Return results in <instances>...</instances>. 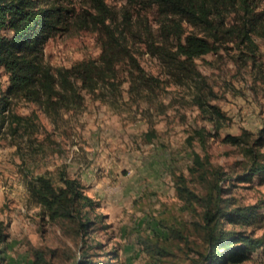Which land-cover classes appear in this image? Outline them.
Here are the masks:
<instances>
[{
    "label": "rangeland",
    "instance_id": "1",
    "mask_svg": "<svg viewBox=\"0 0 264 264\" xmlns=\"http://www.w3.org/2000/svg\"><path fill=\"white\" fill-rule=\"evenodd\" d=\"M69 1L79 10L91 7L90 0ZM106 1L118 14L114 26L124 30L127 0ZM134 11L133 27L142 33L129 35L132 49L147 74L160 79L159 85L129 89V77L122 72L116 96L107 89L105 95L85 93L81 106L62 108L56 121L35 102L13 100L15 112L37 114L39 129L15 133L6 126L0 133V264H34L38 247L55 264H81L83 258L90 264H200L203 204L186 200L177 189L178 175L184 173L193 190L205 192L190 173L193 150L209 153L225 170L221 183L232 206L256 205L252 224L225 222L228 229H245L262 239L247 258L233 264H264V172L250 180L240 177L250 160L240 145L225 139L244 129L253 139L263 134L264 38L254 36V59H246L230 42L219 52L198 57L195 77L178 82L143 41L149 24L153 32L158 29L154 12L144 15L146 25L140 26ZM101 50L97 31L75 26L51 38L44 57L53 65H71L97 58ZM0 73L6 90L9 75L3 68ZM198 94L220 106L225 116L208 117ZM200 127L208 132L205 144L196 134ZM259 151L264 161V139ZM61 172L78 178L94 199L93 208H87L92 221L85 232L49 218L31 192L36 175L59 184ZM174 226L187 238L180 239ZM156 241L167 253L158 252Z\"/></svg>",
    "mask_w": 264,
    "mask_h": 264
},
{
    "label": "trees",
    "instance_id": "2",
    "mask_svg": "<svg viewBox=\"0 0 264 264\" xmlns=\"http://www.w3.org/2000/svg\"><path fill=\"white\" fill-rule=\"evenodd\" d=\"M129 8L122 12L124 30L118 25V14L106 0H90V6L77 9L69 0H0V69L9 75V84L2 90L0 80V133L8 126L18 132L38 131L36 113L23 115L12 107L14 99L37 103L46 115L56 121L62 108H76L83 104L85 93L116 96L122 84L123 73L130 81L129 89L141 91L139 85H159L160 79L147 74L132 49L130 36H137L133 27L136 9L138 24L146 25L144 15L154 12L158 29L151 25L143 39L147 50L156 56L175 81L195 77L196 59L209 52H219L232 42L246 59L255 55L254 36L264 38V0H127ZM119 24V22H117ZM75 26L98 32L101 53L97 58H82L71 65H53L46 61V43ZM146 28V26H145ZM254 59V58H253ZM1 76V73H0ZM107 89V90H106ZM202 111L210 118L225 116L220 106L209 104L197 96ZM204 128H197L201 143L207 137ZM264 134V130H262ZM253 139L250 131L227 133L225 139L241 146L250 164L240 177L250 180L264 172V161L259 147L264 135ZM192 142L193 137H188ZM190 173L205 186L199 194L193 190L184 173L178 175L177 189L188 201L203 204V218L198 222L203 231L204 246L200 248V264H233L248 257L262 243L245 229H228L225 222L250 225L256 218V205L232 206L224 195L221 181L226 172L216 165L209 153L193 150ZM60 183L38 174L30 182V189L44 213L54 220H64L78 232H85L92 219L87 208H93L94 199L83 191L81 182L61 172ZM172 231L180 239L187 238L175 226ZM3 239L0 238V241ZM158 252L167 249L156 241ZM34 264H55L43 248L34 251ZM81 264H90L82 259Z\"/></svg>",
    "mask_w": 264,
    "mask_h": 264
}]
</instances>
